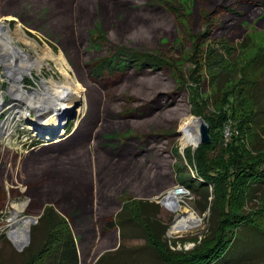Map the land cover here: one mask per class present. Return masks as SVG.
<instances>
[{
	"label": "rangeland",
	"instance_id": "1",
	"mask_svg": "<svg viewBox=\"0 0 264 264\" xmlns=\"http://www.w3.org/2000/svg\"><path fill=\"white\" fill-rule=\"evenodd\" d=\"M0 20L10 27L11 44L30 58L15 54L31 66L20 90L34 91V97L25 101L53 98L46 90L65 77L82 99L78 112L66 113L63 136L61 131L48 139L38 135L24 118L26 103L15 100L22 91L9 92L14 81L6 74L9 37L0 38V124L10 122L13 129L0 136V191L6 200L0 206V264H23L41 248L47 230L40 226V211L50 203L72 223L79 264H163L147 245L145 224L125 218L136 215L137 209L131 210L137 200L145 202V220L171 250L188 252L212 238L217 226V212L212 216L210 210L212 186L203 207L200 195L176 183V176L197 175L186 154L200 144L193 145L186 126L189 117L203 116L192 111L190 89L197 86L209 98L205 112L229 106L239 118L250 111L238 82L253 78L255 56L264 59V0H0ZM18 25L42 49L17 39ZM207 29L211 33L204 36ZM117 49L158 56L167 64L160 68L148 57L143 68L95 72L96 63ZM32 61L43 62L41 68ZM256 71V121L264 136V63ZM181 185L177 209L174 202H161L171 187ZM129 198L134 202L123 210ZM262 201L264 182L253 187L246 210ZM21 203L14 226L13 211ZM185 214L199 223L179 228ZM25 215L36 221L21 249L9 233L22 227ZM113 221L125 223L111 228ZM235 236L231 253L218 264H264V214L251 226L240 225Z\"/></svg>",
	"mask_w": 264,
	"mask_h": 264
},
{
	"label": "trees",
	"instance_id": "2",
	"mask_svg": "<svg viewBox=\"0 0 264 264\" xmlns=\"http://www.w3.org/2000/svg\"><path fill=\"white\" fill-rule=\"evenodd\" d=\"M224 8L232 10L229 6H224ZM210 30L207 29L204 36L209 35ZM148 57L149 59L152 57L154 65L160 66V68L167 64L165 59L158 56L117 49L112 55L96 63L95 72L114 73L133 66L143 68L146 66L145 62ZM258 63H264V59L259 61L257 55L252 61L256 73H258L256 71ZM256 73L253 78L246 81L240 79L238 82L242 92L250 101V111L239 118H237L234 109L229 106L223 107L220 112L211 109L210 112H205L209 105H207L209 98H205L197 86L195 89H190V94L193 92L192 111L202 115L209 124L211 141L209 144H200L193 154L187 151L188 163L190 166H195L197 175L195 177L189 175L181 180L176 176V183L181 182L196 195H200L205 201L203 207L206 206L212 195L210 190V186H212L214 199L210 202L211 215L213 216L217 212V226L214 228L212 238L198 244L191 251H173L168 247V242L160 237L156 231L157 228L145 220L143 201L137 200L135 208L131 210L132 212L137 209L135 217L140 218L139 221L137 220L139 223L145 224L143 225L147 232V245L155 250L163 264H218L221 262L220 260L225 259L231 253L238 227L240 225L251 226L258 215L264 214L263 201L261 207L246 210L253 187L264 182V136L259 134L256 121L259 111L255 97L258 86L257 78H255ZM185 85H188L189 89L192 83ZM187 114L189 113L186 112L185 116ZM226 129L229 131L228 136ZM251 140L254 142L252 143ZM260 142L261 146L258 150L251 149L253 144L256 145ZM176 155L180 156L179 153ZM174 187L176 186L171 188ZM129 199V202L123 203V210L127 205L129 206L130 202H134L132 198ZM1 202L4 205L6 200L3 199V193L0 191V206ZM229 204H233V206L229 208ZM40 213V226L47 230V236L41 248L29 255L23 264H79L80 249L70 219L61 214L56 205L51 203L46 204ZM125 218L128 217L125 215ZM123 221L110 222L109 227L124 226L125 222ZM36 228L35 226L34 229Z\"/></svg>",
	"mask_w": 264,
	"mask_h": 264
},
{
	"label": "bare ground",
	"instance_id": "3",
	"mask_svg": "<svg viewBox=\"0 0 264 264\" xmlns=\"http://www.w3.org/2000/svg\"><path fill=\"white\" fill-rule=\"evenodd\" d=\"M20 27L21 26L18 25L17 29L15 31L16 38L17 39L18 38L23 39L27 44H29L32 47L41 48L39 43L36 40L28 37V35L25 32H23L20 29ZM10 33H11V30H10L9 25L6 23H3L0 20V38L1 37L3 38L2 42H4V40H7V38L9 37V42H8L9 48L4 49V50H7L11 55V59H9V61L6 63L7 64L6 65V74L8 76L12 77V79L14 80L13 84L11 83V85L9 86V92L12 94H15L14 93L15 89L18 91H22V93L19 94L18 97L16 95L17 98H15V97L14 98H15V100H20L22 102L24 101V103H26V106L23 107L26 109L25 113H24L25 120L28 123H30L32 129L38 135H40L46 139L51 138V137L55 136L58 132L61 131V126H62V124H64L63 118L66 117V113L68 111L75 109V111L78 112L79 107H80L81 102H82V99L80 100L77 98L78 97L77 87L64 76L65 77L64 79L57 81L55 87H53L51 90H46L47 93H49L50 96L52 95L53 98L46 97V96L44 97V95H43L41 98H36V100L33 99L30 101L28 100V102L25 101L27 99H32V97H34V96H32L34 91L29 92V91L23 90L22 88H21L22 90H20V87L22 86V85L20 86L21 80H22V75L25 73H29V69L31 68V66L29 64L24 65L22 63H19L18 61H20V60H18V59L16 60L15 54H17L18 52H22V55H23L22 58L24 59V61L25 60L30 61V58H28L27 53L25 51H21L20 48H16L14 44H11L12 38H10ZM1 50L4 52L3 49H1ZM0 59H2V55H1ZM29 63L35 64L36 67H38L40 69L43 62L42 63H35L32 61ZM44 90H45V88H44ZM0 103H1V100H0ZM27 106L36 107V109H35L36 111L42 110L43 112H40V113L37 112L38 116L32 117L30 109ZM199 122H200V119H198L196 116L193 115V117H189V121H188L187 126H186L187 129L192 134L191 142L194 141V144H193L194 146L196 145V143L199 140ZM7 125L9 127H11L12 123L8 122ZM180 132H181V130L179 131V133ZM42 133H44V134H42ZM60 135L63 136L62 131H61ZM59 140H61V138H58V140H56V141H59ZM182 192H183V190L179 191V190H177V187L171 188L169 190V192L163 197L164 198L163 204L168 205V206H172L173 205L172 203L174 202L175 203L174 208L177 209L179 206L178 200H179ZM24 205H25V203H21L13 211V216L11 214V216H12L11 220H12V223L14 226H17V221H16L17 218H16L15 214L17 215L18 212L20 211V209L22 210L24 208ZM20 219L19 220L22 223V227L17 228L16 234L12 233L13 239L15 240V242L19 246L26 243V240H27L26 230L28 228H30V226L32 224L29 217L23 216ZM180 220L181 221L179 224V228H182L184 230H186L187 227L197 225L199 223V220H197V217L194 214L182 215ZM171 228H173V226Z\"/></svg>",
	"mask_w": 264,
	"mask_h": 264
},
{
	"label": "water",
	"instance_id": "4",
	"mask_svg": "<svg viewBox=\"0 0 264 264\" xmlns=\"http://www.w3.org/2000/svg\"><path fill=\"white\" fill-rule=\"evenodd\" d=\"M30 108L34 109V112H35L34 114H36L35 117L38 116V113L36 112L35 108H33V107H30ZM73 110H75V109H73ZM73 115H75V113H73ZM196 117L198 119H200V122H199V140L196 143V146L198 144H209L210 141H211V136H210V132H209V124L205 121V119L203 117H201V116H196ZM177 190L182 191L183 190V186L182 185L178 186ZM163 199L164 198H162L161 202H163ZM25 217H29L32 223H34L36 221V216L25 215ZM26 232H27V240H26L25 244L21 245V247H20L21 249L29 242L30 228H28L26 230ZM12 233L16 234V231L15 230H11L9 235L12 236L13 235Z\"/></svg>",
	"mask_w": 264,
	"mask_h": 264
},
{
	"label": "built area",
	"instance_id": "5",
	"mask_svg": "<svg viewBox=\"0 0 264 264\" xmlns=\"http://www.w3.org/2000/svg\"><path fill=\"white\" fill-rule=\"evenodd\" d=\"M11 127H7V126H4L3 124H0V136L7 137L13 131Z\"/></svg>",
	"mask_w": 264,
	"mask_h": 264
},
{
	"label": "crops",
	"instance_id": "6",
	"mask_svg": "<svg viewBox=\"0 0 264 264\" xmlns=\"http://www.w3.org/2000/svg\"><path fill=\"white\" fill-rule=\"evenodd\" d=\"M140 201H142V200H140ZM146 204H145V202L142 204V206H145ZM128 213V212H127ZM127 217H130L131 219H133V220H135V221H137L136 219H135V216H127ZM139 221V220H138ZM137 221V222H138ZM139 223V222H138ZM140 225H143V224H141V223H139ZM145 227V226H144ZM146 229V228H145Z\"/></svg>",
	"mask_w": 264,
	"mask_h": 264
}]
</instances>
